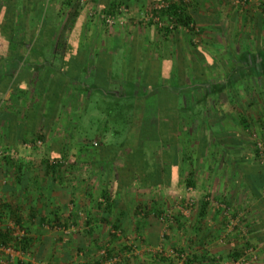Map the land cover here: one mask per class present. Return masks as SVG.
Listing matches in <instances>:
<instances>
[{"label": "crops", "instance_id": "1", "mask_svg": "<svg viewBox=\"0 0 264 264\" xmlns=\"http://www.w3.org/2000/svg\"><path fill=\"white\" fill-rule=\"evenodd\" d=\"M86 1L85 6L75 7L70 0H0V149L12 151L8 158H0V192L11 206L22 205L26 210L27 206H35V202L38 206L47 202L50 206H65L67 190L58 180H48L53 176L36 171L38 167H33L35 161L22 142L29 140L32 133L47 132L55 124L67 122L64 115L74 114L69 108L77 107L79 86L87 75V65H99V60L115 62L114 57L126 50L120 37L133 38L145 15L151 13L159 0ZM260 1L264 0H249L247 11L232 7L228 16L255 19L252 18L257 12L255 6ZM210 2L199 0L195 11L202 18H209ZM120 7H123L121 11ZM101 12L115 14V22L106 24L99 15ZM248 48L242 49L244 54L237 64L245 61L249 65L260 66L261 62L264 65L261 56L264 47L258 48L262 49L258 56ZM228 63L233 65L235 61L231 59ZM86 78L92 83L97 73ZM213 94L217 104L211 105L203 99L206 108L212 106L214 118L220 123L216 142L222 150L216 161L222 164L216 169V180L210 175L212 184L206 186L222 203L172 206L173 221L168 227L160 219L161 206H89L88 217H81L79 226L72 221L61 226L65 224L61 222L71 217L74 220L85 210L81 212L71 206L67 212L55 207L51 217L58 211L57 217L61 215V219L53 221L47 217L49 224L40 226L39 219L31 225L27 233L31 252L40 259H54L62 264L79 261L93 264L106 248L109 256L123 257L117 264H177L172 256L156 252L159 248H175L199 257L203 263L212 257L229 259L242 252L248 240L262 248L252 264H264V165L255 154L245 152L252 144L251 130H264V99L259 107L254 93L244 97L235 88L231 94L234 100L242 99L236 101L240 111L224 113L221 107L225 108L228 101H222V96L218 98L217 92ZM67 104L71 107L65 108ZM64 140L62 145L69 146ZM15 149L25 152L14 155ZM61 153L58 151L57 155ZM36 189L40 197L43 194L42 198H35ZM200 199L199 205L208 196ZM242 217L246 218L244 223ZM76 227L79 232L72 233ZM61 232L62 237L58 234ZM76 246L83 249L78 253L77 248L74 250Z\"/></svg>", "mask_w": 264, "mask_h": 264}, {"label": "rangeland", "instance_id": "2", "mask_svg": "<svg viewBox=\"0 0 264 264\" xmlns=\"http://www.w3.org/2000/svg\"><path fill=\"white\" fill-rule=\"evenodd\" d=\"M169 1L173 2V0ZM198 3L199 0H188L185 3L189 15L193 17V21L189 25L178 23V25L174 26L176 30L171 34L167 35L162 31V28L171 26V23H173L167 15H164L160 19L161 25L155 21L144 20L139 25V30L133 38L121 36V42H124L126 50L121 51L116 58L114 57L115 62L111 63L110 70H112L115 79L107 85L106 94L121 93L124 88L125 78H135L137 75L143 76L149 66L148 78L150 81L154 82V84H164L172 91H185L186 94L194 90L200 91L202 97L208 100L211 105L217 104L215 101L216 97L213 96V93L217 92L223 97L222 101H228L225 108L221 107L224 113L226 111L229 113L240 111L236 101L242 102V99L234 100L231 94L235 88L244 97L246 94L249 96L254 93L257 103H259L257 106L261 107L264 99V65L262 62L260 66L249 65L245 61H242L241 64H237V62L244 54L242 52L244 47L253 49L254 54H257V56L259 51L261 52L262 50L258 48L264 47L263 2L260 1L255 6L258 12L255 11L252 17L255 19H250L248 16L242 19H233L228 16V12L232 10V7L239 6L244 11L249 10L247 6L249 0H234V3L233 0H224L223 2L212 0L209 4L210 9H208L209 18H202L199 15L200 13L198 14L195 11ZM97 39L94 40L97 41ZM86 41L88 42L87 38ZM261 56L264 58L263 52ZM93 58H96V56ZM231 59L235 61L233 65L228 63ZM257 60L259 59L257 58ZM105 66V64L101 65L100 70H104ZM95 67L96 64L87 65L85 74L92 77L95 74ZM87 75L84 76L85 78H83L79 86L77 107H71L68 104L65 107H71L69 109L74 111L73 115H64L67 122L55 124L47 132L40 130L35 134L32 133V137L29 140L22 142L29 144V147H26V150H28L27 154L33 157L31 160H34L35 164H38H32L34 168L38 167V169L35 168L36 171H43L45 176H53L52 180L50 178L48 180L50 182L58 180L59 183H62V188L67 190L65 191L67 195H65L64 200L65 206H50L51 203L49 202L44 203L45 206H38L37 202H35V206H27L26 210L22 205L11 206L12 203L8 202L7 198L2 199L0 192V213L2 214L0 229L11 231L9 236L11 244L18 245V242L15 230L9 226L12 224L20 225L30 232L31 225L35 224L39 219H41L40 226L49 224L50 220L47 221V217L57 221L61 217V215L57 217L59 212L57 211L58 213L56 212V215L53 214L52 217L50 213L53 212L55 207H59L58 209L61 211L65 209L67 212L71 206L81 212L85 210L86 213L81 216L78 214L77 217H74V220L71 217V219H64L65 221L61 222V224L65 222L61 226H67L71 221L75 222L76 226H79L82 218L88 217L89 206L94 208L100 206V202H105L104 197L101 195L103 189L109 190L110 193L116 192V194L112 193V195L118 199L119 206H161V208H165H160L158 212H161V214L168 210L172 212V206H200L198 203L203 195L209 197V200L207 199V201L211 202L209 206H217L222 203L206 186L207 184H212L209 179L210 175L211 177L213 176V180H216L214 177L216 169L222 164L216 161L217 157L221 156V153L218 154V152L222 148L217 143H214L215 146H212L209 150H204L202 156L200 155V160L195 162L194 183H190L188 180L191 177L189 172L194 166L191 163L192 161L187 160L180 161L179 164L174 166V173L170 177L172 185L167 184L164 180L161 184H149L148 187L142 186L138 179L133 178L130 174H125V171L129 170L130 164L122 159L115 160L110 169H108L109 163H104L102 158L107 157L106 148L111 138L110 136L104 137L103 132H100L101 129H98L99 121L103 118L102 113L105 111L101 112L99 105L96 103V100L105 96H102L101 90L93 89V87L96 88V85L93 86L87 80ZM200 106V103H197L195 107ZM209 108L212 112L214 111L212 106H209ZM263 134L264 130H251L252 144L249 149H245V152H252L255 154L254 157L258 158L256 156V140ZM64 139L67 140L66 142L69 146L62 145L65 141ZM38 140L43 141L41 147L36 145ZM47 140L49 143H47ZM118 141H121V139H118ZM7 150L10 149L8 148ZM185 150L187 151V147ZM15 151L14 155L25 152V150L19 151L16 149ZM58 151H62V153L57 155ZM111 152L113 153L114 151H109L107 160L110 159ZM171 152L173 154V150ZM197 155L199 154L197 153ZM52 159L58 161L54 163L51 162ZM192 159L194 160L195 157ZM59 160H62V162ZM43 180L45 182L46 178H43ZM203 188L206 189L204 190ZM33 192L36 193L34 195L35 198H42L43 194L40 197L37 194V189ZM25 204H28V202ZM24 211H26V216H24ZM192 213L193 211L190 215ZM36 215L40 218H37ZM244 217H242V223L246 221ZM36 218L38 220L34 221L33 219ZM164 223L167 227L170 224L166 221ZM75 230L72 233L79 232L77 227ZM58 234L60 237L63 235L62 232ZM254 247H257L260 255L262 248H258V245ZM76 248L78 253L79 250L83 249L80 246H76L74 250ZM28 250L30 249L28 248ZM31 254L32 257L40 259L34 251ZM100 259L101 256L93 264ZM41 260L62 264L54 259ZM76 263L84 264L82 261L69 262L68 264Z\"/></svg>", "mask_w": 264, "mask_h": 264}, {"label": "trees", "instance_id": "3", "mask_svg": "<svg viewBox=\"0 0 264 264\" xmlns=\"http://www.w3.org/2000/svg\"><path fill=\"white\" fill-rule=\"evenodd\" d=\"M262 2L264 10V1ZM159 13L161 17L172 16V22L176 25L178 23L189 25L193 21V17L189 15L185 2L182 0H173L166 9H162ZM175 30L169 26L162 28L167 35ZM97 62L99 63L95 67L97 79L95 78L92 85H96V89L101 90L100 93L105 96L96 100V103L101 112L105 111L102 113L103 118L99 121L98 129H101L100 132H103L104 137L110 136L111 138L106 148L107 157L102 158L104 163H109L108 169L115 160L122 159L130 164L125 174L138 179L142 186L161 184L164 180L170 185L174 166L180 161L187 160L192 161L194 166L189 172L191 177L188 178L190 183H194L195 162L200 160V155L202 156L204 150L215 146L214 143L218 145L216 136L221 131L220 123L214 118L213 112L209 114V106L205 107L206 100L203 99L200 91L194 90L186 94L185 91H172L164 84H154L148 78V66L145 75L125 78L121 93L106 94L107 85L115 77L110 70L111 64L108 60ZM103 64L106 66L101 71L100 66ZM216 96L221 98L219 94ZM197 103L201 106L195 107ZM118 139L121 141L117 142ZM111 150L114 152H111L110 159L107 160ZM193 157H195L194 160ZM112 193L116 194V192L110 193L109 190L103 189L101 195L105 202H100L99 205L119 206L118 199L116 200V196L114 197ZM208 202L202 201L200 206H207ZM1 215L0 213V219ZM10 233V230L1 228L0 242L11 244ZM244 244L245 247L253 246L248 240ZM29 246L30 242L25 237L23 247L26 249ZM240 253L237 252L232 256L238 257ZM196 263L202 264L201 259L197 256H189L186 264Z\"/></svg>", "mask_w": 264, "mask_h": 264}, {"label": "built area", "instance_id": "4", "mask_svg": "<svg viewBox=\"0 0 264 264\" xmlns=\"http://www.w3.org/2000/svg\"><path fill=\"white\" fill-rule=\"evenodd\" d=\"M71 3L75 7H83L87 4L86 0H70ZM185 3L188 0H182ZM240 1V0H238ZM169 0H159L154 3V7L151 11V13H148L145 15V20L155 21L158 22L161 25L160 19V11L162 9H166L170 5ZM120 11L123 9V7L119 8ZM93 14V13H92ZM100 17L104 22L107 24H113L116 20L115 14L109 13V12H101L99 13ZM171 20L173 19L172 16L169 17ZM176 24L173 22L171 23L170 28H174ZM43 144L42 140H38L36 142V145L38 147H41ZM26 147H29V144H26ZM12 155L11 150H7L6 148L0 149V158H5ZM256 155L260 162L264 165V134L257 138L256 140ZM58 160L52 159L51 162L56 163ZM62 162V160H59ZM161 221L172 223L173 221V213L171 211H166L165 213H162L160 216ZM12 229L15 230V233L17 234V242L18 245L13 244H6L4 242H0V264H56L53 262H45L41 259H38L36 257H32L31 250H28V248L24 249L23 247V241L24 238L27 237V229L22 228L20 225H14L11 226ZM156 252L162 253L167 256H172L177 264H186L188 262L189 253L185 250L181 249H168L163 250L162 248H159ZM101 259L96 262L95 264H117L122 261L123 257L118 254H113L111 256L108 255L107 249L103 248L101 250ZM259 257L258 250L254 246H248L245 247L244 250L240 253L238 257H230L227 260H220L219 258L215 259L214 257L207 259V261L203 262L202 264H252L254 261H256ZM77 264V263H76Z\"/></svg>", "mask_w": 264, "mask_h": 264}]
</instances>
